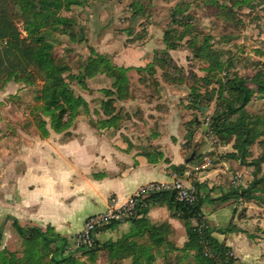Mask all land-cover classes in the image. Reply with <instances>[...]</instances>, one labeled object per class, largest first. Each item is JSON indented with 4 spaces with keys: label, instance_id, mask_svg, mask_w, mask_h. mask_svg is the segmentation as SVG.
I'll list each match as a JSON object with an SVG mask.
<instances>
[{
    "label": "rangeland",
    "instance_id": "obj_1",
    "mask_svg": "<svg viewBox=\"0 0 264 264\" xmlns=\"http://www.w3.org/2000/svg\"><path fill=\"white\" fill-rule=\"evenodd\" d=\"M6 8L7 15L18 29L21 38H26L27 34L23 31L22 16L18 9L11 3H7ZM175 9L183 12L174 16V19L186 25L172 22V13ZM57 14L68 19L70 23L64 28L65 34L59 29L50 30L48 39L53 45L52 53L57 61L68 67L69 72L64 73L63 77L67 79L74 94L83 98L85 106L79 110L68 130L55 133L49 127V119L39 109L41 102L37 98L43 86L42 81L37 80L35 85L27 86L13 80H0V200L6 199L4 195L6 188L3 183L7 180L8 171L14 166L12 164H21L23 160L29 164L35 163L38 148L46 146L43 141L46 138H42L37 129L39 120L46 122L49 146L61 145L73 137L81 136L83 131L89 129L100 131L98 121L106 119L101 111L102 102L107 100L103 91L111 88L112 78L101 72L102 65L97 58L98 55L108 58L111 66L126 69L125 76L128 83V90L122 95L123 99L116 100L113 104L118 116L116 124L109 129H102L107 131L108 138L118 132H121L122 136H124L123 132L135 134L137 138L138 134L145 133L149 137H143V146L154 150L159 146L155 138L158 134L150 136V133H147L146 118L153 120L149 129L159 130L161 135H165L166 131L161 123L162 120L165 122L170 119L166 116L167 106L174 105L179 112L182 109L180 106L184 104L182 101L187 102L183 108L189 114L185 121L186 140L189 144L188 159L195 151V147L191 145L195 137L206 151L200 155L199 169L192 167L187 170L191 172L189 178L196 173L213 169L217 165V158L219 161L224 152L230 150L229 147L226 151L220 147V141L210 131V118L215 111L216 94H213V100L207 104L208 109L199 111L188 104L191 102V92L200 93L204 97L206 82H211L207 88L210 92L219 87L218 81L226 84L234 78L240 79L252 92L245 113L249 116L264 115V97L258 95L255 86L251 84L256 72H264V0H75L65 4ZM173 27L178 34L184 33L186 37L184 36L180 42L179 48L170 51L173 52L174 58L170 55L171 59H168L163 53L164 44L160 45L159 41L163 40L164 33ZM168 36L175 39L170 33ZM147 39L157 41L153 49L151 45L152 51L146 57V53L141 52L146 50L144 47L148 42ZM204 39H208L213 50H220L219 59L224 63L222 70L213 74L208 61L195 57L197 56L195 51ZM160 59L165 60L163 64L158 62ZM88 65L93 75L82 78ZM146 66L150 68L140 71V68ZM69 74L74 78L77 75L81 76L72 79L68 78ZM162 84L177 89L168 95L164 90L163 92L156 90ZM162 88L166 87L162 86ZM202 104L206 105L205 101L202 100ZM150 108L152 113H148ZM236 118L237 115L232 116L231 119ZM189 131L191 133L188 136ZM126 140L128 142V138ZM136 143L138 146V140ZM230 145L232 146V142ZM159 147H162V144ZM160 155L152 152L148 157L153 161L154 158L162 157ZM249 155L247 162L263 159V147L255 143L250 147ZM244 167L245 176H239L232 171V178L238 181L240 186L244 183L248 188L254 181L257 167ZM13 168L19 169L14 171L18 175L23 172L21 166ZM260 169V173L255 174L258 177L264 173V162ZM185 170L174 171L176 181L183 184L187 190H191L196 200L194 187L196 181L190 182L193 187L191 188L181 180H177L182 178ZM242 170L243 168L240 169ZM172 184L174 182L153 185L166 189L172 188ZM240 186L232 184L230 180V188ZM261 188L264 190V184ZM255 196L256 199L249 203L233 200L229 202V206H233L230 223L237 231L246 233L250 239V254L246 256L242 252V246L238 247L240 248L238 253L242 252V259L249 260L250 264H264V248L259 246L264 242V193L257 192ZM1 204L4 202H0V224L7 217L4 213L6 207ZM112 206L114 202L110 199L107 210L86 218L81 229L68 237L54 231L60 238L67 240L64 254H70L80 264H130V259L111 263L105 251L97 252L95 258L90 259L84 254L85 250L78 246L82 230L89 219L101 218L105 222L104 226L95 231L96 234L108 224ZM124 221L119 222L125 223ZM18 223L21 227H39L44 232L52 228L48 225L36 226L32 222L18 221ZM160 223L168 224L165 221ZM206 223L208 224L207 221ZM234 224L240 225L241 228H237ZM169 227L166 240L173 246L181 245L185 238L184 234L178 236L170 225ZM61 244V241L56 243L57 246ZM3 248L16 253L19 259L23 257L21 240L10 221H6L3 226ZM175 254L177 253L167 254L165 259V256H156L153 264H173L174 261L176 262ZM56 258L59 260L61 255L57 254Z\"/></svg>",
    "mask_w": 264,
    "mask_h": 264
},
{
    "label": "trees",
    "instance_id": "obj_2",
    "mask_svg": "<svg viewBox=\"0 0 264 264\" xmlns=\"http://www.w3.org/2000/svg\"><path fill=\"white\" fill-rule=\"evenodd\" d=\"M74 1L0 0V80H13L27 86L35 85L37 80L42 81L43 86L37 98L41 102L39 109L49 119V127L55 133L68 130L79 110L85 106L83 98L74 94L67 79L63 77L69 69L54 58L53 45L48 39L50 30L59 29L65 34L64 28L70 21L58 16L57 12L65 4ZM7 3L17 8L22 16L26 38H21L18 29L8 17ZM182 12L179 9L173 11V23H182L174 19V16ZM168 33L175 36V39L169 38ZM184 36V33L178 34L174 27L164 33L162 42L165 50L163 53L168 59H171L168 52L179 48ZM195 52L197 55L195 57L210 63L212 74L224 67V63L219 59L220 50H213L208 39H204ZM97 58L102 65L101 72L112 78L111 88L103 91L107 100L102 102L101 111L106 119L98 121V128L102 131L116 124L118 116L113 104L116 100L123 99L122 95L127 92L128 83L125 76L126 69L111 66L105 56L98 55ZM160 60H158L160 64L165 61ZM149 68L150 66H146L140 68V71ZM92 75L91 68L89 65L86 66L82 78ZM80 76L77 75L75 78ZM68 78L73 79L74 76L69 74ZM210 83H205L206 96L202 97L200 93L191 92V102L188 104L199 111L208 109L207 104L213 100V94H216L215 111L210 118V131L218 138L220 145L225 146L232 142L233 149L232 153H227L223 157L236 160L242 166H256L255 174L260 173L264 158L247 162V158L250 157V147L255 143L261 145L264 150V115L262 117L249 116L245 113V108L252 98V92L243 85L244 82L240 79L234 78L226 84L218 81L219 87L208 92L207 88ZM251 84L255 86L256 93L264 97V72H256ZM202 100L206 105L202 104ZM235 115L237 118L232 120V116ZM260 125H262L261 128ZM37 129L42 138L48 137L45 121L39 120ZM190 133V131L187 132V135L189 136ZM195 160L197 157L194 155L189 165ZM180 167H175L174 171L185 169V165L182 166L183 168ZM255 174L250 187L230 188L226 194L215 200L209 199V201L224 204L232 200L245 203L255 200V193H264L261 188L264 184V173L259 177ZM194 187L196 200L192 204L179 202L171 190L150 192L145 197L137 199L133 213L124 218L130 223L129 232L114 242L99 243L94 240L93 248H82L85 250L84 254L94 259L97 252L105 251L111 263L116 260L130 259V264H153L156 256H165V259L167 254L177 253L175 254L176 262L174 261L173 264H243L233 255L230 247L214 237V233L226 235L242 231H237L231 223L224 229L210 227L201 210L206 203V200L199 195L201 187L198 184ZM156 206H165L172 218L183 223L185 241L181 247L173 246L166 240V235L170 231L168 224H158L149 219L150 208ZM6 221L11 222L12 228L21 240L23 246L21 259L16 253L2 249L3 226ZM119 223L121 222L118 220L110 221L104 229L116 227ZM58 241L62 242L60 246L56 245ZM66 245V238H60L52 228L44 232L39 227H21L18 221L11 216H7L0 224V264H80L70 254H64ZM42 251H44L43 254ZM57 254L61 255L59 260H56Z\"/></svg>",
    "mask_w": 264,
    "mask_h": 264
},
{
    "label": "crops",
    "instance_id": "obj_3",
    "mask_svg": "<svg viewBox=\"0 0 264 264\" xmlns=\"http://www.w3.org/2000/svg\"><path fill=\"white\" fill-rule=\"evenodd\" d=\"M147 41L144 47L146 50L141 52L146 53V57L149 52L151 53L157 40L147 39ZM159 43L163 45L161 39ZM169 55L174 58L173 52L169 51ZM174 89L177 88L164 84L156 88L158 91H166L168 95ZM182 103L184 104L180 106L182 109L180 108L179 112L174 105L167 106L166 116L170 119L165 122L162 120L161 123L166 131L165 135H161L159 130L149 129L153 120L146 118L147 133H150V136L158 134L155 137L156 143L159 146L162 144V147L158 146L154 150L143 146V137H149L145 133L138 134L137 138L135 134L123 132L124 136H122L123 134L118 132L108 138L107 131L89 129L83 131L81 136L73 137L57 146H49L50 140L43 139L46 146L38 148L35 163L29 164L23 160L21 164H12L22 167L23 172L19 175L14 173L19 171L14 169V166L11 168L12 172L8 171L7 180L3 183L6 188L4 193L6 199L0 200L4 202L1 205L6 207L4 213L20 222H32L36 226L48 225L56 233L68 237L81 229L86 218L107 210L110 199H113L114 208L118 209L139 188L150 184L164 185L175 182L174 168L185 165L187 167L182 178L177 180H181L191 188L193 187L190 182L196 181L201 187L199 195L206 200L201 209L204 219L210 227L226 228L233 216V206H229V202L211 203L209 199L215 200L226 194L230 190V180L231 183L234 181L235 185L240 186L238 181L233 180L232 171L239 176L244 175L245 167L240 166L236 160L222 157L219 161L217 158V165L210 171L196 173L189 178L191 172L187 170L192 167L198 168L200 155L206 151L195 137L191 145L195 147L193 154L197 157V161L186 165L189 144L186 140L185 121L189 114L183 108L187 102L182 101ZM148 113H152L151 108ZM127 138L128 142H126ZM230 146V144L220 145L225 151L230 148L223 155L233 152ZM152 152L161 154L162 157L154 158L152 161L148 157ZM242 168L243 170L240 171ZM241 187L247 186L241 183ZM148 217L155 223L167 222L178 236L181 234L185 236L183 224L180 220L172 218L165 206L150 208ZM124 222L113 228L99 230L95 234V240L99 243L118 240L130 230V223ZM234 225L241 228L238 224ZM214 237L230 247L240 263L250 264L249 260H244L241 256L242 252L246 256L250 254V239L246 233L236 232L226 235L214 233ZM184 241L185 238L181 245L176 246L181 247ZM241 246L242 252L238 253ZM259 246L264 248V242Z\"/></svg>",
    "mask_w": 264,
    "mask_h": 264
},
{
    "label": "built area",
    "instance_id": "obj_4",
    "mask_svg": "<svg viewBox=\"0 0 264 264\" xmlns=\"http://www.w3.org/2000/svg\"><path fill=\"white\" fill-rule=\"evenodd\" d=\"M198 170V168H195ZM189 175V173H186ZM235 184L234 181H232ZM172 188H159V186H155L153 184L144 186L139 188L136 193L130 197L127 202L120 208L116 209L112 206V210L110 211L109 222L118 220L122 221L124 218L130 216L133 213V209L137 203V199L145 197L148 193L160 190H171L175 193L176 199L179 202H185L187 204H192L195 202V196L193 195L191 190H187L183 184L178 181L172 184ZM108 222V223H109ZM103 220L101 218L89 219V221L85 224L84 229L82 230V234L78 241V246L84 249H90L94 247V239H95V231H97L100 227L104 226ZM107 223V221H106Z\"/></svg>",
    "mask_w": 264,
    "mask_h": 264
},
{
    "label": "water",
    "instance_id": "obj_5",
    "mask_svg": "<svg viewBox=\"0 0 264 264\" xmlns=\"http://www.w3.org/2000/svg\"><path fill=\"white\" fill-rule=\"evenodd\" d=\"M193 158H194V154H192V155L190 156V158L186 160V163H189L191 160H193Z\"/></svg>",
    "mask_w": 264,
    "mask_h": 264
}]
</instances>
